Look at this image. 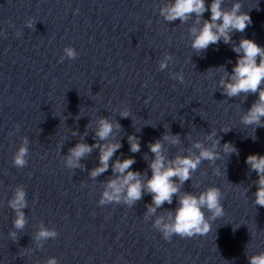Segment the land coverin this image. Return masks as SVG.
I'll use <instances>...</instances> for the list:
<instances>
[{
    "label": "water",
    "instance_id": "95a60500",
    "mask_svg": "<svg viewBox=\"0 0 264 264\" xmlns=\"http://www.w3.org/2000/svg\"><path fill=\"white\" fill-rule=\"evenodd\" d=\"M173 3L0 0V264H248L264 252L258 177L246 163L249 155L264 156V127L244 123L259 97H228L221 87L222 80L231 82L234 45L250 39L264 48V0H222V11L239 4L237 15L248 14L252 24L232 31L231 44L221 38L199 53L192 30L203 27L210 11L169 23L161 10ZM211 3L205 0L206 7ZM66 48L76 57H67ZM102 118L113 126L104 141L95 135ZM129 136L138 138V153L130 152ZM157 141L165 167L177 157L195 160L202 150L217 158L201 160L182 185L173 178L179 187L173 203L149 213L155 207L146 187L155 159L149 145ZM80 143L121 148L93 178L102 166L98 148L73 161L79 166L68 164L69 150ZM22 146L26 164L18 167L14 158ZM126 158L135 160L129 171L141 173L142 198L127 203L125 186L118 202L107 201L104 193L114 191L108 182L118 179L112 165ZM210 187L220 190L224 209L222 217L201 209L211 231L164 240L179 199ZM18 191L25 193L23 229L14 226L10 206ZM42 230L55 238L37 239Z\"/></svg>",
    "mask_w": 264,
    "mask_h": 264
},
{
    "label": "clouds",
    "instance_id": "9594fccd",
    "mask_svg": "<svg viewBox=\"0 0 264 264\" xmlns=\"http://www.w3.org/2000/svg\"><path fill=\"white\" fill-rule=\"evenodd\" d=\"M222 0H212L210 7L205 6V0H174V3L161 10L167 22L172 23L179 20L181 23L186 22L191 14H196L202 17L205 12L210 11V19L204 21L203 27L197 30L193 29L195 39L192 47L196 52L207 50L210 45L220 43L221 38L225 44L232 43L230 33L232 31L244 32L246 28L252 24V20L248 14L237 15L240 5L236 4L230 12L221 10ZM220 23H217V22ZM31 23L28 27H31ZM232 51L236 54L237 59L232 73L229 77L231 82L221 81V87L224 89V94L228 97H234L240 93L258 94V101L253 104L252 108L244 118V123L248 125L255 124L259 127H264L261 122V117H264V89L261 88L264 82V48L259 46L253 40L242 39L238 45H234ZM65 52L67 57L75 58L76 52L72 48H66ZM259 58V63H257ZM170 57H165V61L160 63V69L163 70L167 67L166 61ZM182 81V77H175ZM123 116H128L129 112L124 111ZM112 124L106 118L100 120L99 130L95 133L100 141L106 140L112 132ZM119 127V125H117ZM165 139H170L165 137ZM173 143L178 142V138H171ZM26 143V141H25ZM128 143L130 145V152L135 154L140 151V143L137 137L129 136ZM218 143V141H217ZM215 146V145H214ZM195 147L200 148L199 144ZM225 149L229 152H236V149L226 144ZM93 148L100 150V164L91 172V176L95 178L106 172L109 168L110 159L121 148L120 144H77L75 148L70 149V157L68 159L69 166L77 167L74 160H79L85 154H91ZM162 144L157 141L149 145V150L154 154L155 159L149 165L151 169V178L147 181V192L151 195L152 203L155 207H149V213H154L156 208L167 204L173 203V197L179 192V187L174 182L173 178H177L182 185L184 182L190 180V173L194 171L201 163V160H215L217 154L214 151L202 150L199 157L195 160L191 158L177 157L174 161H169V166L165 167V158L161 154ZM27 154V148L21 147L14 158V164L18 167H24L26 161L24 159ZM238 155V153H237ZM135 163L133 158H126L123 160L117 159L112 165L113 174H118L117 180L108 182V187L114 191L109 194L104 193L107 201H119V194L127 186L126 202L132 203L142 198L144 193V185H142L139 177L141 173L129 171ZM246 163L250 166L251 171L255 172L258 179L256 181V199L255 204L264 208V156L262 155H249ZM122 177V179H121ZM220 190L216 187H210L199 197L185 193L178 201L179 207L175 210L174 223L165 225L163 228V239L166 241L171 240L173 234L179 236L181 239L193 238L195 236H205L211 231V226L205 221L202 208L206 207L211 211L214 217H222L224 215L223 206L220 204ZM25 193L18 191L16 198L11 202L10 206L17 214L15 220V227L23 229L25 220L24 214L21 211L25 207L24 203ZM105 200H101V204ZM156 225H160V221H156ZM15 238V233H11ZM55 232L42 230L37 239L55 238ZM48 264H57L55 259H50ZM248 264H264V252L259 255L249 257Z\"/></svg>",
    "mask_w": 264,
    "mask_h": 264
}]
</instances>
